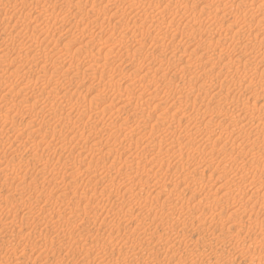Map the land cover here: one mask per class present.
Instances as JSON below:
<instances>
[{
	"label": "rangeland",
	"instance_id": "374dc122",
	"mask_svg": "<svg viewBox=\"0 0 264 264\" xmlns=\"http://www.w3.org/2000/svg\"><path fill=\"white\" fill-rule=\"evenodd\" d=\"M115 1L0 0V26L3 28L0 27V55L2 53L6 57L3 56L4 58L0 61V79L2 78L0 80V217L4 219L2 220L0 218V264H264V133H261L260 127L255 124L248 125L244 128L245 130L241 127L243 123H247V119L243 118L244 121H242L241 117H243V115L251 116V118L253 117L250 112L252 109L250 108L257 109L258 106L264 108V106H260L261 104L264 105V91L261 89L264 86V53H262V51H264V22L259 23V20L264 14L260 15L254 12L255 15H259V18L257 16L255 17L254 13V18L253 16L251 17V15L247 13L249 9L245 8H251L252 5H248V3L241 4L244 6L243 8V6H239L241 0H234L235 3L237 2V6L232 0H227L230 3L226 0H162V4L159 3V5H154L153 7L148 4V2H152V0H147L144 2L145 6H143L141 1V3L138 2L134 6L135 12L137 11L135 9H137L139 5L140 7L138 9L141 11L147 8V13L141 12L142 14H138H141L143 18L146 17L145 14H149L148 18H150L148 19L146 17L147 21L142 18L141 27H139V31H137L138 26L133 27L132 25L129 26V28H123V26H119V24L116 23L119 17L121 18L125 15V23H131L130 20L135 16V12L125 6L130 0ZM83 2L84 4H82ZM121 2L124 3L121 4ZM108 3L109 6H112L110 9L113 12L109 8L103 10ZM4 4H6V6ZM228 4H230L229 10H231V16H233L234 13L235 16L236 14L239 15L236 16V19H239L241 16L243 17L236 20L237 26H231V32L234 28H238L237 31L234 29L232 32L233 35L237 34V32L241 33L242 31V36L245 34L244 37H247L245 39L242 37V42L238 44L225 41L221 43L223 48L220 47L221 45L217 47L218 45L215 46L212 44V47H217L216 51H220L221 49L220 52L222 53L224 51L225 53L222 58L226 59L224 60L221 58L222 60L220 59V63H218V58H215L217 55L204 54L206 52L204 47L209 44V39L213 38L214 40L219 35L216 32L219 26V20L212 17L214 14L213 12H215V9L223 11L226 6H229ZM204 5L208 7L207 9H209V11L202 10ZM233 6H236V8L234 9ZM238 6L243 9H240ZM90 9L92 10L91 12ZM7 10L9 11L7 12ZM106 11L108 14H106ZM161 11L162 13H160ZM174 11L175 13L177 12V15ZM222 11H219L218 15H221ZM232 11L234 12L232 13ZM110 12L116 14L112 15ZM182 12L183 14H180ZM187 12L189 13L188 15ZM99 13L101 14L99 15ZM207 13L211 16H208ZM175 15L176 17L174 18L173 16ZM229 17L230 16L227 15V19L225 18L226 21L223 22L224 26L233 23L234 20H229L235 17ZM243 19H245V21ZM94 20H96L97 23ZM150 20H152L153 23H158L160 21L159 23H161L165 32H162L163 30L157 31ZM192 20H194L195 23ZM161 21L164 23L162 24ZM168 21L170 24H167L169 23ZM220 21H222V19H220ZM237 21L240 22L238 23ZM262 21H264V18ZM139 22L138 20L137 24H139ZM201 23H203L204 27ZM247 23H251V27H249L250 25ZM192 24L194 25L192 26ZM206 24H212L213 28H211L210 25L208 28ZM240 24L250 29L244 28L243 26L241 27ZM260 24L261 30L258 29ZM166 25H168V27L165 28ZM255 25H258V27ZM253 26H255L254 29H252ZM197 27L203 29H200L197 33ZM121 28L125 30H121ZM140 28L142 30H140ZM195 28L197 29L195 30ZM213 29L216 34L213 33ZM244 29L245 31L248 29V31L245 33ZM208 30H211L210 33ZM181 31L183 32L180 33ZM188 32L194 36V40L196 39L195 41H191L192 38L186 36L189 34ZM194 32L198 35H194ZM169 33L170 35H168ZM232 33H230L229 30L227 34L224 32L226 37L232 36ZM139 34L142 37L138 36ZM206 34L211 35L207 36ZM254 34H256V38ZM143 36L146 38L144 39ZM154 37L156 40L153 39ZM249 37L250 39L253 38L251 40L252 44H250L251 41L248 39ZM255 39H257V42ZM72 42L73 44H71ZM132 42H138L136 43L138 46ZM245 44L249 45L246 47V52L243 48ZM247 49L251 50L248 51ZM254 49L258 51L256 52ZM86 51L87 53L85 54ZM46 52L49 53V55H47ZM235 52L239 54L245 52L247 56H243L241 61H236L234 58H237L239 54ZM91 53L99 64L92 63L91 61V65L88 61H85L90 59ZM248 56L251 57L249 60L246 59ZM44 57L46 58L43 59ZM92 57L93 56H91V58ZM207 58L210 59L208 67L212 66V63L213 65H219L218 68H216L215 71L208 68L205 69L206 71L193 68V70L196 71L192 74L178 72L177 81L171 80L173 86L177 84L179 87H177L178 89L175 87V92L174 90H168L169 86H166L163 82L151 86L152 90H154L153 87L160 89H158L159 91L157 93H154L157 90L152 91L158 96L156 99H151L154 95L153 93H149L151 89L146 92L144 99H142V103L138 98L134 99L132 97V95L136 97L135 95L139 93L138 90L141 84H148L151 82L149 80H151L152 77L158 79L157 76L162 73V69L168 72L170 71L171 73L175 70L177 71L179 67H186L191 62L193 63L199 59L207 60ZM154 60L156 62H154ZM243 60H248V66H251L248 67V69L246 68L247 70H244L242 67L244 63ZM111 62L112 64H110ZM57 63H59V65ZM226 63H230L229 69H231V71L224 72L223 74L220 73L217 76L216 71L218 69L220 70V65ZM143 64L146 65L143 66ZM160 64L162 66H160ZM157 67L161 69V71ZM233 70H235V72L238 71V74ZM51 72L53 75L50 74ZM212 72H215V75L214 73L211 74ZM95 74L97 76H95ZM224 75L227 76L225 77ZM183 77L185 79H183ZM58 78L60 79L58 80ZM178 78L182 80L179 81ZM187 79L191 84L193 83L195 89L199 83H204V85L207 86L209 91L207 93L208 96L206 95L203 97L205 100L203 99L201 102L198 100L194 104L189 103V101L193 102V100L197 98V92L194 91L192 93L193 89L189 85L185 84V86L183 84V80L185 82ZM253 83L256 85L255 87ZM181 85L183 86L181 87ZM59 86L60 88H58ZM128 86H131L130 88L133 90L128 88ZM244 86H246L247 90ZM20 87L21 89L22 87H28L29 90L23 91L22 95L18 92ZM117 87L119 91H116ZM51 88H54L55 91L53 89L49 90ZM74 88L76 90H74ZM112 88H114L113 91ZM173 88L174 87H172V89ZM130 90L134 94L131 95V92L128 93ZM217 90H222V94L217 96L212 95L216 93ZM8 91L11 92L9 93ZM126 92L130 94L128 97H131L133 100L124 98L125 95H127ZM168 92L170 96L167 95ZM53 93L56 94L52 95ZM5 96L10 97L6 99ZM119 96L122 98H119ZM103 97L104 99H109L105 100L104 103ZM180 100L183 101L179 102ZM110 101L112 104H110ZM128 101L130 102L128 103ZM136 102L138 103L135 104ZM156 102H161V107ZM17 103L21 104V106H15ZM155 103L158 104V107L157 105L155 106ZM207 103L209 104L208 107L206 106L208 105ZM34 104H36V106ZM43 105H45L46 108ZM238 106H240V109ZM49 107H52L51 111ZM219 107L222 109L224 108V110ZM53 108L57 109L58 112H53V110H55ZM45 109L50 112L47 113L48 111ZM138 113L139 115H135ZM255 114H257V112H255ZM40 116L43 117L41 118ZM77 117L79 118L77 119ZM239 126L241 129H239ZM223 127H225L226 130ZM221 128H223V131H221ZM66 129H68V131ZM22 130L23 132H20ZM43 132L44 134H42ZM128 133L130 135H128ZM26 134L28 135L26 136ZM207 134L211 137L208 138L209 136H207ZM154 136H156V138ZM219 136L220 138H218ZM191 137H193V139ZM106 139L108 141H106ZM202 139H205V141L203 140V142ZM81 142H83L82 146ZM240 143L244 145L240 146ZM134 145L135 147L133 148ZM149 147H153V149ZM257 150H259V152ZM61 152L64 153L62 154ZM91 156H93V158ZM148 159L151 160L149 161ZM182 162L184 164H182ZM102 165L104 166L102 167ZM118 165L120 167H118ZM150 166L153 167L151 168ZM164 170L167 173H165ZM235 171L237 174H233L236 173ZM157 172L159 174H157ZM120 177L122 178L119 179ZM99 178L103 179L101 180ZM45 180H47V182H45ZM108 180H110V182ZM156 192L157 194L160 193L157 195ZM55 195L57 196L55 197ZM208 202H211V205ZM104 214H106V217ZM8 222H10L9 225ZM68 234H70L71 237Z\"/></svg>",
	"mask_w": 264,
	"mask_h": 264
},
{
	"label": "bare ground",
	"instance_id": "6f19581e",
	"mask_svg": "<svg viewBox=\"0 0 264 264\" xmlns=\"http://www.w3.org/2000/svg\"><path fill=\"white\" fill-rule=\"evenodd\" d=\"M26 1V0H25ZM79 1V0H78ZM82 1V0H81ZM112 1H115V0H112ZM121 1H124V0H121ZM142 2L143 3V6H145L144 5V2L145 1H147V0H130L129 2H128V4L126 3V8L128 7V8H130V9H132L133 11H134V6L136 5V3H138V2ZM151 1V0H150ZM161 1L162 0H152V2H148V4L151 6V7H153L154 5L155 6H157V5H159V3H161ZM164 1V0H163ZM198 1V0H197ZM227 1V0H226ZM233 2H234V0H232ZM231 1V2H232ZM240 1V0H239ZM22 2V1H21ZM29 2V1H28ZM86 2V1H85ZM108 2H109V0H108ZM115 2H117V1H115ZM140 2V3H141ZM171 2H173V1H171ZM196 2V1H195ZM227 2H229V1H227ZM5 3V2H4ZM8 3V2H7ZM33 3V2H32ZM75 3H76V1H75ZM79 3V2H78ZM89 3V2H88ZM124 3V2H123ZM122 2H121V4H123ZM163 3V2H162ZM161 3V4H162ZM178 3H180V2H178ZM187 3V2H186ZM226 3V2H225ZM230 3V2H229ZM235 3V2H234ZM237 3V2H236ZM235 3V5L237 6V4ZM239 3V2H238ZM244 3H248V5H252V7L250 8H245V9H249V11L247 12V13H249L250 15H251V17L253 16V13L255 12H257V13H259L260 15H263L264 14V0H241L240 1V5L239 6H243V5H241V4H244ZM12 4V3H11ZM26 4V3H25ZM49 4V3H48ZM72 4V3H71ZM82 4H84V2L82 3ZM93 4V3H92ZM100 4V3H99ZM113 4V3H112ZM147 4V5H148ZM166 4V3H165ZM181 4V3H180ZM2 5V4H1ZM5 6H6V4H4ZM65 5V4H64ZM79 5V4H78ZM117 5V4H116ZM214 5V4H213ZM212 5V6H213ZM226 5V4H225ZM229 6L227 7H225V9H223V11L222 10H216L215 9V12H213L212 14V17H214V18H217L218 20H219V26H218V29H217V33L219 34L218 35V37L216 38V39H214L213 40V38L212 39H209L208 41H209V44H207V46H205L204 48L206 49V52L204 53V52H202V53H204V54H206V53H208V55L210 54V55H217L215 58H218V63H220L219 61H220V59L223 57V55L225 54L224 53V51L221 53L220 51H221V49H220V51L218 50V51H216L217 50V47H219V45H221L220 47H222V44L221 43H224L225 41L227 42V41H229L228 43H230V42H234V43H236V44H238V43H241L242 41H241V39H242V37H244V35L242 36V34L241 33H243L241 30V33L240 32H237V34H234L233 35V31H234V29H236L235 31H237V29L238 28H234L233 29V31L231 32V26H234V25H236V20H239V19H241V18H243L242 16L239 18V19H236V16H239V15H237L236 14V16L234 15V11H232V13H233V16H231L230 14H231V10H229V7H230V4H228ZM247 5V6H248ZM27 6V5H26ZM50 6V5H49ZM52 6V5H51ZM73 6V5H72ZM109 3H108V5H106L104 8H103V10L105 9L106 10V8H109L110 9V7H112V6H109ZM118 6V5H117ZM122 6V5H121ZM180 6V5H179ZM223 6H224V3H223ZM232 6V5H231ZM236 6L234 7V9L236 8ZM238 6V7H239ZM67 7V6H66ZM68 7H70V6H68ZM91 7V6H90ZM94 7V6H93ZM97 7V6H96ZM113 7H114V4H113ZM139 7H140V5H139ZM139 7H137V9H135V10H137L136 12H135V16L131 19V18H128V19H131L130 20V24L129 23H125V17H126V15L124 16V17H119V19H117V21H116V23H118L119 24V26H123V28H129V26H132L133 25V27H137L138 26V29H137V31H139V27H141V22L143 21L142 20V18H143V16L141 15L142 13H147V8L146 9H144V10H139L138 8ZM142 7V6H141ZM183 7V6H182ZM188 7V6H187ZM214 7V6H213ZM241 7H239L240 9H243L244 8V6H243V8H241ZM60 8V7H59ZM63 8V7H62ZM75 8V7H74ZM79 8V7H78ZM156 8V7H155ZM163 8V7H162ZM208 7H206L205 5L203 6V9L202 10H207V11H209V9H207ZM218 8V7H217ZM221 8V7H220ZM9 9V8H8ZM98 9V8H97ZM102 9V8H101ZM100 9V10H101ZM113 9V8H112ZM129 9V10H130ZM185 9H187V8H185ZM232 9V8H231ZM6 10V9H5ZM26 10V9H25ZM55 10V9H54ZM63 10V9H62ZM111 10V9H110ZM114 10V9H113ZM151 10V9H150ZM156 10V9H155ZM162 10V9H161ZM192 10V9H191ZM194 10V9H193ZM213 10V9H212ZM239 10V9H238ZM9 10H7V12H8ZM35 11V10H34ZM38 11V10H37ZM41 11V10H40ZM44 11V10H43ZM42 11V12H43ZM53 11V10H52ZM70 11V10H69ZM88 11V10H87ZM92 10L90 9V12H91ZM107 11H108V9H107ZM106 11V12H107ZM112 11V10H111ZM122 11V10H121ZM167 11V10H166ZM219 11H222V14L220 15H218V12ZM241 11V10H240ZM243 11V10H242ZM6 12V13H7ZM28 12V11H27ZM49 12H50V10H49ZM74 12V11H73ZM86 12V11H85ZM89 12V13H90ZM113 12V11H112ZM132 12V11H131ZM142 12V13H141ZM149 12V11H148ZM159 12V11H158ZM172 12V11H171ZM189 12V11H188ZM187 12V15L189 14ZM191 12V11H190ZM193 12V11H192ZM239 12V11H238ZM244 12V11H243ZM12 13V12H11ZM40 13V12H39ZM38 13V14H39ZM53 13H54V11H53ZM69 13V12H68ZM104 13V12H103ZM111 13V12H110ZM119 13H121V12H119ZM138 13H141V14H138ZM160 13H162V11L160 12ZM174 13H175V11H174ZM174 13H171V14H174ZM221 13V12H220ZM236 13V12H235ZM240 13V12H239ZM255 13H254V15H255ZM8 14H10V13H8ZM65 14H67V13H65ZM70 14V13H69ZM78 14V13H77ZM101 13H99V15H100ZM106 14H108V12L106 13ZM112 14V13H111ZM110 14V15H111ZM114 14H116V13H114ZM114 14H112V15H114ZM126 14H128V13H126ZM167 14V13H166ZM176 15H177V12L175 13ZM180 14H183V12L182 13H180ZM185 14V13H184ZM209 13H207V15H208ZM109 15V16H110ZM111 15V16H112ZM117 15H118V13H117ZM116 15V16H117ZM120 15V14H119ZM134 15V14H133ZM144 15V14H143ZM149 15V14H148ZM148 15L147 14H145V16L148 18ZM164 15V14H163ZM176 15L175 16H173L174 18L176 17ZM186 15V14H185ZM192 15H193V13H192ZM227 15H229L230 17L229 18H233V17H235V18H233V19H231V20H229V21H232V20H234L233 21V23H229V24H227L226 26H224V23L223 22H225L226 21V17H227ZM55 16V15H54ZM96 16V15H95ZM98 16V15H97ZM102 16V15H101ZM150 16H152V15H150ZM149 16V17H150ZM183 16V15H182ZM208 16H211V15H208ZM257 15H255V17H256ZM259 16V15H258ZM257 16V17H258ZM105 17V16H104ZM115 17V16H114ZM113 17V18H114ZM146 17H144L143 19L144 20H146L147 21V19H146ZM153 17V16H152ZM161 17V16H160ZM160 17H158V18H160ZM164 17V16H163ZM168 17V16H167ZM171 17V16H170ZM247 17V16H246ZM245 17V18H246ZM9 18V17H8ZM17 18V17H16ZM51 18V17H50ZM53 18V17H52ZM214 18H212V19H214ZM222 19V21H220V19ZM226 18V19H225ZM238 18V17H237ZM247 18H249V17H247ZM253 18H254V16H253ZM259 18V17H258ZM263 18H264V16H262L261 17V19L259 20V23H261V22H264V21H262L263 20ZM64 19V18H63ZM82 19V18H81ZM80 19V20H81ZM105 19V18H104ZM148 19H150V18H148ZM167 19V18H166ZM251 19V18H250ZM9 20V19H8ZM29 20V19H28ZM34 20V19H33ZM54 20V19H53ZM138 20L140 21L139 22V24H137L138 23ZM142 20V21H141ZM155 20V19H154ZM165 20V19H164ZM164 20H162V21H164ZM170 20V19H169ZM244 21H245V19H243ZM249 20V19H248ZM6 21V20H5ZM19 21V20H18ZM64 21V20H63ZM95 22H96V20H94ZM99 21V20H98ZM157 21H158V19H157ZM161 21V22H162ZM173 21V20H172ZM182 21V20H181ZM193 22H194V20H192ZM196 21H198V20H196ZM228 21V20H227ZM228 21V22H229ZM247 21V20H246ZM25 22V21H24ZM35 22V21H34ZM150 22H152L151 24L156 28V30L157 31H162L163 30V27L161 26V23H153V21L152 20H150ZM156 22V21H155ZM169 22V21H168ZM199 22V21H198ZM238 23L240 22V21H237ZM243 22V21H242ZM241 22V23H242ZM6 23V22H5ZM14 23H15V21H14ZM17 23V22H16ZM37 23V22H36ZM65 23V22H64ZM97 23V22H96ZM164 22H162V24H163ZM195 23V22H194ZM207 23H209V22H207ZM210 23H212V22H210ZM252 23V22H251ZM250 23V24H251ZM256 23V22H255ZM150 24V25H151ZM166 24V23H165ZM167 24H170V22L169 23H167ZM173 24V23H172ZM171 24V26H173ZM180 24V23H179ZM190 24V23H189ZM197 24V23H196ZM244 24V23H243ZM248 24V23H247ZM250 24H248V25H250ZM23 25V24H22ZM39 25V24H38ZM77 25H79V24H77ZM105 25V24H104ZM110 25V24H109ZM108 25V26H109ZM194 24H192V26H193ZM201 25L203 26V23H201ZM210 25V27L211 28H213V25L212 24H209ZM209 25H207L206 24V26L209 28ZM241 25V24H240ZM252 25V24H251ZM251 25L249 26V27H251ZM263 25H264V23H263ZM76 26V25H75ZM87 26V25H86ZM170 26V27H171ZM190 26H191V24H190ZM199 26V25H198ZM237 26V25H236ZM243 25H241V27H242ZM247 26V25H246ZM256 27H258V25H255ZM255 26H253V28L252 29H254V27ZM1 27V26H0ZM22 27V26H21ZM34 27V26H33ZM85 27V26H84ZM150 27V26H149ZM166 27H168V25H166L165 26V28ZM183 27H185V26H183ZM188 27V26H187ZM195 27V26H194ZM204 27V26H203ZM240 27V26H239ZM240 27V28H241ZM244 28H249V27H245V26H243ZM260 27H261V24H260V26L258 27V29H260ZM2 28V27H1ZM32 28V27H31ZM70 28V27H69ZM79 28V27H78ZM87 28V27H86ZM119 28V27H118ZM123 28H121V30L123 29ZM142 28H144V27H142ZM164 28V29H165ZM173 28H174V26H173ZM198 28V27H197ZM197 28H195V30L197 29ZM3 29V28H2ZM23 29V28H22ZM38 29V28H37ZM43 29H45V28H43ZM75 29V28H74ZM81 29V28H80ZM90 29V28H89ZM145 29V28H144ZM178 29V28H177ZM181 29V28H180ZM201 30L203 29V28H200ZM199 28L196 30L197 31V33L199 32V30H200ZM207 29V28H206ZM250 29V28H249ZM257 29V30H258ZM10 30V29H9ZM30 30V29H29ZM120 30V31H121ZM123 30H125V29H123ZM140 30H142L141 28H140ZM186 30V29H185ZM187 30H190V29H187ZM228 30L230 31V33H232V36H229V37H226L225 36V34H224V32L227 34L228 33ZM243 30V29H242ZM261 30V29H260ZM17 31V30H16ZM26 31V30H25ZM81 31V30H80ZM86 31V30H85ZM129 31V30H128ZM156 31V32H157ZM178 31V30H177ZM207 31V30H206ZM211 31V30H210ZM210 31L208 30V32L210 33ZM213 31V33L215 32L214 31V29L212 30ZM246 31H248V29L246 30ZM246 31H245V29H244V32L246 33ZM38 32V31H37ZM131 32V31H130ZM162 32H165L164 30L162 31ZM183 31H181L180 33H182ZM185 32V31H184ZM187 32V31H186ZM207 32V33H208ZM258 32V31H257ZM17 33V32H16ZM15 33V34H16ZM44 33V32H43ZM132 33V32H131ZM149 33V32H148ZM171 33V32H170ZM170 33L168 34V35H170ZM189 33V32H188ZM193 33V32H192ZM196 32H194V35L195 34H197ZM11 34V33H10ZM47 34V33H46ZM82 34V33H81ZM87 34V33H86ZM90 34V33H89ZM118 34V33H117ZM157 34H159V33H157ZM161 34V33H160ZM202 34V33H201ZM205 34V33H204ZM212 34V33H211ZM211 34H206L207 36H210ZM214 34H216V33H214ZM214 34H213V36H214ZM239 34V35H238ZM66 35V34H65ZM105 35V34H104ZM132 35V34H131ZM136 35V34H135ZM144 35V34H143ZM147 35V34H146ZM178 35V34H177ZM198 35V34H197ZM200 35V34H199ZM255 36V38H256V34H254ZM258 35V34H257ZM34 36V35H33ZM90 36H91V34H90ZM94 36H95V34H94ZM138 36H140V34L138 35ZM154 36H155V34H154ZM171 36H173V35H171ZM186 36H189V37H191L192 39H191V41H195L194 40V36L191 34V33H189V34H187ZM212 36V37H213ZM249 36V35H248ZM37 37V36H36ZM43 37V36H42ZM86 37V36H85ZM89 37V36H88ZM136 37V36H135ZM140 37H142V36H140ZM150 37V36H149ZM153 37V36H152ZM156 37V36H155ZM153 38L154 40H156V38ZM197 37V36H196ZM247 37V36H246ZM246 37H244V39L246 38ZM262 37V36H261ZM10 38V37H9ZM127 38V37H126ZM143 38L145 39L146 37L145 36H143ZM158 38V37H157ZM163 38V37H162ZM202 38V37H201ZM209 38H211V37H209ZM6 39V38H5ZM37 39V38H36ZM101 39V38H100ZM116 39V38H115ZM143 39V40H144ZM148 39V38H147ZM198 39H200V38H198ZM248 39H250V37L248 38ZM253 39V38H252ZM252 39H250V41L252 40ZM82 40V39H81ZM97 40H98V38H97ZM117 40V39H116ZM121 40V39H120ZM159 40V39H158ZM162 40V39H161ZM178 40V39H177ZM189 40V39H188ZM200 40H202V39H200ZM256 40V42H257V39H255ZM5 41H7V40H5ZM9 41V40H8ZM72 41V40H71ZM79 41V40H78ZM108 41V40H107ZM131 41V40H130ZM140 41V40H139ZM187 41V40H186ZM190 41V42H191ZM248 41V40H247ZM66 42V41H65ZM96 42V41H95ZM102 42V41H101ZM124 42V41H123ZM129 42V41H128ZM128 42H127V44H128ZM189 42V41H188ZM255 42V41H254ZM259 42V41H258ZM29 43V42H28ZM36 43V42H35ZM40 43V42H39ZM64 43V42H63ZM114 43V42H113ZM131 43V42H130ZM132 43H134V42H132ZM136 43H138V42H135L134 44H136ZM147 43V42H146ZM155 43V42H154ZM162 43V42H161ZM249 43V42H248ZM17 44V43H16ZM19 44V43H18ZM25 44V43H24ZM71 44H73V42L71 43ZM93 44V43H92ZM134 44H132V45H134ZM172 44V43H171ZM212 44H214L215 46H217V47H212L213 45ZM250 44H252V41H251V43ZM258 44V43H257ZM262 44V43H261ZM21 45V44H20ZM99 45V44H98ZM118 45V44H117ZM137 45V44H136ZM147 45V44H146ZM191 45V44H190ZM247 45L248 44H245V45H243V48L245 49L244 51L246 52V47H247ZM254 45H255V43H254ZM260 45V44H259ZM27 46V45H26ZM62 46V45H61ZM126 46V45H125ZM138 46V45H137ZM172 46H174V45H172ZM181 46V45H180ZM226 46H228V45H226ZM225 46V47H226ZM240 46V45H239ZM242 46V45H241ZM249 46V45H248ZM262 46H263V44H262ZM8 47V46H7ZM18 47V46H17ZM102 47V46H101ZM105 47V46H104ZM103 47V48H104ZM109 47V46H108ZM128 47H129V45H128ZM148 47V46H147ZM150 47V46H149ZM176 47V46H175ZM203 47V46H202ZM201 47V48H202ZM257 47V46H256ZM255 47V48H256ZM260 47V46H259ZM22 48V47H21ZM34 48V47H33ZM60 48V47H59ZM79 48H80V46H79ZM87 48V47H86ZM92 48V47H91ZM118 48V47H117ZM125 48H127V47H125ZM132 48V47H131ZM153 48V47H152ZM193 48V47H192ZM223 48V47H222ZM254 48V47H253ZM252 48V49H253ZM24 49V48H23ZM39 49V48H38ZM56 49V48H55ZM128 49V48H127ZM186 49V48H185ZM195 49V48H194ZM198 49H199V47H198ZM233 49V48H232ZM264 49V48H263ZM5 50V49H4ZM45 50V49H44ZM49 50V49H48ZM68 50V49H67ZM99 50V49H98ZM97 50V51H98ZM135 50V49H134ZM192 50V49H191ZM202 50V49H201ZM243 50V49H242ZM248 50V49H247ZM251 50V49H250ZM250 50H248V51H250ZM255 50V49H254ZM262 50V49H261ZM2 51V50H1ZM12 51V50H11ZM46 51V50H45ZM50 51V50H49ZM64 51V50H63ZM101 51V50H100ZM107 51V50H106ZM105 51V52H106ZM141 51V50H140ZM236 51V50H235ZM256 51V50H255ZM258 51V50H257ZM256 51V52H257ZM37 52V51H36ZM48 52V51H47ZM46 52V53H47ZM54 52V51H53ZM82 52V51H81ZM84 52V51H83ZM122 52V51H121ZM128 52V51H127ZM132 52H134V51H132ZM139 52V51H138ZM176 52V51H175ZM174 52V53H175ZM186 52V51H185ZM195 52V51H194ZM193 52V53H194ZM234 52V51H233ZM239 52V51H238ZM236 53V54H239V53ZM245 52H243L242 54H239V55H237V58H234L236 61H241L243 58V56H247V53L245 54ZM255 52V53H256ZM260 52V51H259ZM27 53V52H26ZM39 53V52H38ZM40 53H43V52H40ZM67 53H70V52H67ZM87 53V51L85 52V54ZM93 53V52H92ZM91 53V56H93L92 58H91V56L89 57L90 59H88V60H85V61H88V63L89 64H91L92 65V63L94 62V63H97V64H99V62H97V60L96 59H94L95 57H94V55ZM112 53V52H111ZM129 53V52H128ZM136 53V52H135ZM134 53V54H135ZM155 53V52H154ZM234 53V54H235ZM262 53H264V51H262ZM95 54H96V52H95ZM106 54V53H105ZM104 54V55H105ZM133 54V53H132ZM249 54V53H248ZM252 54V53H251ZM259 54V53H258ZM47 55H49V53H47ZM68 55V54H67ZM73 55V54H72ZM80 55V54H79ZM122 55H124V54H122ZM162 55H164V54H162ZM184 55V54H183ZM227 55V54H226ZM250 55V54H249ZM254 55V54H253ZM257 55V54H256ZM260 55V54H259ZM262 55V54H261ZM4 55L1 53V55H0V61H1V59L2 58H4L3 57ZM16 56V55H15ZM55 56V55H54ZM76 56V55H75ZM109 56V55H108ZM140 56H141V54H140ZM156 56V55H155ZM200 56H202V55H200ZM199 56V57H200ZM8 57V56H7ZM40 57H41V55H40ZM64 57V56H63ZM72 57H74V56H72ZM77 57H80V56H77ZM82 57H83V55H82ZM88 57V56H87ZM86 57V58H87ZM100 57V56H99ZM106 57V56H105ZM124 57V56H123ZM139 57V56H138ZM142 57V56H141ZM144 57V56H143ZM160 57V56H159ZM179 57V56H178ZM177 57V58H178ZM203 57H206V56H203ZM210 57H212V56H210ZM6 58V57H5ZM12 58V57H11ZM46 57H44L43 59H45ZM67 58V57H66ZM162 58H164V57H162ZM166 58V57H165ZM181 58V57H180ZM251 57L250 56H248V58H246V59H250ZM255 58V57H254ZM28 59H31V58H28ZM38 59V58H37ZM54 59V58H53ZM84 59V58H83ZM82 59V60H83ZM159 59V58H158ZM168 59V58H167ZM167 59H165V60H167ZM213 59V58H212ZM222 59H224V58H222ZM221 59V60H222ZM226 59V58H225ZM224 59V60H225ZM259 59V58H258ZM32 60H34V59H32ZM41 60V59H40ZM60 60V59H59ZM71 60V59H70ZM75 60H77V59H75ZM101 60V59H100ZM127 60V59H126ZM140 60V59H139ZM144 60V59H143ZM151 60V59H150ZM232 60V59H231ZM248 60H243L244 61V63H243V65H242V67H243V69L245 70L246 68L248 69V67H251V66H248ZM255 60V59H254ZM45 61V60H44ZM79 61H81V60H79ZM78 61V62H79ZM92 61V63H90ZM106 61V60H105ZM253 61V60H252ZM251 61V62H252ZM71 63H72V60L70 61ZM77 62V63H78ZM102 62V61H101ZM133 62H135V61H133ZM154 62H156L155 60H154ZM184 62V61H183ZM188 62V61H187ZM222 62V61H221ZM260 62V61H259ZM8 63V62H7ZM34 63H36V62H34ZM71 63H69V64H71ZM104 63V62H103ZM114 63V62H113ZM152 63V62H151ZM169 63V62H168ZM192 63V62H191ZM189 64L188 66H186V67H182V68H178L177 69V71L175 70L174 72H171L170 73V71L168 72V71H165L164 69H162L163 71H162V73L161 74H158L159 76H157V78L158 79H155V78H153L152 77V79L151 80H149V81H151V82H149L148 84L146 83V85H142L141 84V87H139V93H137V95H135L136 97H134V95H132V94H134L131 90H133V89H131L129 86H128V88H130L131 90L128 92V93H130L131 95H132V97L134 98V99H136V98H138L139 99V101H141V103H142V99H144V97H145V95H146V92H148L150 89H151V86H153V85H155V84H160V83H163L164 82V84H166V86H169L168 88V90H174V92H175V87L177 88L178 87V85L176 84V85H174L173 86V83L171 82V80H174V81H177V73L178 72H183V73H188V74H192L194 71H196V70H193V68H195V69H197V70H200V71H202V70H204V71H206L205 69H212V71H215V69L216 68H218V66L217 65H213L212 63H211V65L212 66H210V67H208L209 66V63H210V59L209 58H207V60L206 59H204V60H196V61H194L192 64ZM234 63V62H233ZM240 63H242V62H240ZM253 63V62H252ZM257 63V62H256ZM58 65H59V63H57ZM66 64V63H65ZM107 64V63H106ZM110 64H112V62L110 63ZM127 64V63H126ZM147 64V63H146ZM146 64H143V66H145ZM155 64V63H154ZM175 64V63H174ZM223 64V63H222ZM64 65V64H63ZM78 65V64H77ZM80 65V64H79ZM117 65V64H116ZM159 65V64H158ZM30 66V65H29ZM90 66V65H89ZM98 66V65H97ZM96 66V67H97ZM102 66V65H101ZM121 66H122V63H121ZM160 66H162L161 64H160ZM221 67H220V70L218 69L217 71H216V74H217V76H218V74H220V73H224V72H228V71H231V69H229V67H230V63H226V64H224V65H220ZM237 66V65H236ZM256 66V65H255ZM70 67V66H69ZM103 67V66H102ZM116 67V66H115ZM142 67V66H141ZM148 67V66H147ZM165 67V66H164ZM233 67V66H232ZM231 67V68H232ZM93 68V67H92ZM114 68V67H113ZM128 68V67H127ZM126 68V69H127ZM158 68V67H157ZM160 68H162V67H160ZM177 68V67H176ZM237 68H239V67H237ZM236 68V69H237ZM255 68V67H254ZM5 69V68H4ZM125 69V70H126ZM159 69V68H158ZM229 69V70H228ZM246 69V70H247ZM251 69V68H250ZM263 69V68H262ZM70 70V69H69ZM80 70V69H79ZM95 70V69H94ZM105 70V69H104ZM108 70V69H107ZM110 70V69H109ZM124 70V69H123ZM133 70V69H132ZM136 70H138V69H136ZM155 70H157V69H155ZM160 71H161V69H159ZM85 71V70H84ZM127 71V70H126ZM139 71V70H138ZM138 71H136V72H138ZM173 71V70H172ZM211 71V70H210ZM234 72H235V70H233ZM254 71V70H253ZM252 71V72H253ZM257 71V70H256ZM71 72V71H70ZM82 72V71H81ZM106 72H108V71H106ZM133 72H134V70H133ZM141 72V71H140ZM155 72V71H154ZM238 71H236L235 73L236 74H238L237 73ZM260 72V71H259ZM42 73V72H41ZM54 73V72H53ZM90 73V72H89ZM89 73H86V74H89ZM92 73V72H91ZM97 73H98V71H97ZM113 73V72H112ZM124 73V72H123ZM155 73H157V72H155ZM159 73V72H158ZM206 73V72H205ZM208 73V72H207ZM214 73V75H215V72H212L211 74H213ZM255 73V72H254ZM50 74H52V72L50 73ZM75 74H76V72H75ZM78 74V73H77ZM107 74V73H106ZM117 74V73H116ZM229 74H231V73H229ZM232 74H233V72H232ZM1 75V74H0ZM4 75V74H3ZM8 75V74H7ZM7 75H5V76H7ZM53 75V74H52ZM51 75V76H52ZM72 75H74V74H72ZM152 75V74H151ZM154 75H156V74H154ZM182 75V74H181ZM180 75V76H181ZM186 75V74H185ZM4 76V77H5ZM39 76V75H38ZM56 76V75H55ZM93 76V75H92ZM95 76H97L96 74H95ZM99 76V75H98ZM116 76V75H115ZM135 76V75H134ZM191 76V75H190ZM225 76V75H224ZM227 76V75H226ZM225 76V77H226ZM239 76V75H238ZM243 76H244V74H243ZM53 77V76H52ZM145 77V76H144ZM179 77V76H178ZM208 77V76H207ZM206 77V78H207ZM215 77V76H214ZM256 77V76H255ZM54 78V77H53ZM64 78V77H63ZM100 78H102V77H100ZM129 78V77H128ZM230 78V77H229ZM2 79V78H1ZM0 79V80H1ZM60 78H58V80H59ZM86 79V78H85ZM96 79V78H95ZM99 79V78H98ZM150 79V78H149ZM170 79V80H169ZM179 79V81H181L182 79H180V78H178ZM183 79H185L184 77H183ZM194 79H196V78H194ZM201 79V78H200ZM202 79H204V78H202ZM211 79V78H210ZM257 79H259V78H257ZM42 80H45V79H42ZM118 80V79H117ZM127 80V79H126ZM147 80V79H146ZM225 80V79H224ZM54 81V80H53ZM98 81H100V80H98ZM220 81V80H219ZM235 81V80H234ZM243 81V80H242ZM2 82V81H1ZM43 82H46V81H43ZM50 82H52V81H50ZM56 82V81H55ZM102 82V81H101ZM118 82H120V81H118ZM159 82V83H158ZM211 82H213V81H211ZM264 82V81H263ZM202 83V82H201ZM206 83V82H205ZM215 83H217V82H215ZM257 83V82H256ZM47 84H49V83H47ZM112 84V83H111ZM180 84V83H179ZM183 84L185 85V84H187V85H189L193 90H192V93L194 92V91H196L197 92V94H196V99L195 100H193V102H190L189 101V103H195V102H197L198 100H199V102H201L204 98L203 97H205L206 95H207V93H208V91H209V89L207 88V86H205L204 85V83L203 84H200L199 83V85L197 86V88L195 89V86L193 85V83L191 84L189 81H188V79L184 82V80H183ZM250 84H251V82H250ZM250 84H249V86H250ZM254 84V83H253ZM263 84V83H262ZM261 84V85H262ZM36 85V84H35ZM44 85V84H43ZM77 85V84H76ZM81 85H82V83H81ZM96 85H97V82H96ZM95 85V86H96ZM114 85V84H113ZM207 85V84H206ZM212 85V84H211ZM232 85V84H231ZM11 86V85H10ZM45 86V85H44ZM71 86H73V85H71ZM133 86V85H132ZM183 85H181V87H182ZM186 86V85H185ZM254 87L256 86L255 84L253 85ZM4 87H6V86H4ZM35 87V86H34ZM55 87V86H54ZM70 87V86H69ZM91 87H92V85H91ZM114 87V86H113ZM159 87V86H158ZM172 87H174L173 89H172ZM245 88H246V86H244ZM41 88H43V87H41ZM58 88H60V86L58 87ZM94 88V87H93ZM124 88V87H123ZM134 88V87H133ZM154 88V90H152L151 89V92H149V93H153L152 91H155V90H157L156 92H154V93H157L159 90L158 89H156V87H153ZM179 88V87H178ZM177 88V89H178ZM234 88H236V87H234ZM29 90V88L27 87V88H25V87H22V89H21V87H20V89L18 90V92H20L22 95H23V91L25 92V90ZM35 89V88H34ZM46 89V88H45ZM54 90V88H51V89H49V90ZM55 89H57V88H55ZM91 89V88H90ZM113 89L114 88H112V91H113ZM220 89V88H219ZM218 89V90H219ZM241 89V88H240ZM251 89V88H250ZM249 89V90H250ZM263 91H264V86L261 88ZM41 90V89H40ZM72 90V89H71ZM74 90H76L75 88H74ZM80 90V89H79ZM102 90V89H101ZM109 90V89H108ZM107 90V91H108ZM167 90V89H166ZM217 90V92L216 93H214V94H212V95H215V96H217V95H220V94H222V90H220V91H218ZM246 90H247V88H246ZM253 90V89H252ZM255 90H257V89H255ZM33 91H35V90H33ZM55 91V90H54ZM54 91H50V92H54ZM86 91V90H85ZM115 91V90H114ZM116 91H119V89H118V87H117V89H116ZM125 91V90H124ZM9 93L11 92V91H8ZM37 92V91H36ZM57 92V91H56ZM61 92V91H60ZM60 92H58V93H60ZM64 92H67V91H64ZM63 92V93H64ZM95 92V91H94ZM106 92V91H105ZM127 92H126V94H127ZM170 92V91H169ZM169 92L167 93V95L169 94ZM190 92H191V90H190ZM235 92H237V91H235ZM239 92V91H238ZM250 92V91H249ZM19 93V94H20ZM31 93H34V92H31ZM85 93V92H84ZM112 93V92H111ZM124 93V92H123ZM153 93V94H154ZM165 93V92H164ZM171 93V92H170ZM191 93V94H192ZM224 93H226V92H224ZM243 93V92H242ZM241 93V94H242ZM254 93H255V91H254ZM13 94V93H12ZM27 94V93H26ZM29 94V93H28ZM35 94V93H34ZM50 94V93H49ZM54 94H56V93H53L52 95H54ZM66 94V93H65ZM69 94V93H68ZM78 94V93H77ZM76 94V95H77ZM97 94H99V93H97ZM109 94V93H108ZM130 94H127V95H125V97L124 98H126L127 100L130 98V99H132L131 97H128ZM148 94V93H147ZM230 94V93H229ZM236 94V93H235ZM2 95V94H1ZM8 95V94H7ZM10 95V94H9ZM37 95V94H36ZM40 95V94H39ZM42 95V94H41ZM64 95V94H63ZM63 95H61V96H63ZM103 95V94H102ZM104 95H105V93H104ZM160 95V94H159ZM162 95H164V94H162ZM174 95V94H173ZM172 95V96H173ZM186 95V94H185ZM189 95V94H188ZM224 95V94H223ZM253 95V94H252ZM25 96V95H24ZM23 96V97H24ZM35 96V95H34ZM60 96V97H61ZM68 96V95H67ZM99 96V95H98ZM118 96V95H117ZM168 96H170V95H168ZM208 96V95H207ZM222 96V95H221ZM238 96V95H237ZM260 96H261V94H260ZM6 97V96H5ZM10 96H7L6 97V99H8ZM18 97V96H17ZM37 97H39V96H37ZM36 97V98H37ZM41 97V96H40ZM59 97V96H58ZM64 97H65V95H64ZM78 97V96H77ZM102 97V96H101ZM107 97V96H106ZM121 96H119V98H120ZM151 97V96H150ZM149 97V98H150ZM156 97H158L156 94H154L152 97H151V99L153 100V98H155L156 99ZM159 97H161V96H159ZM184 97V96H183ZM47 98V97H46ZM49 98V97H48ZM51 98V97H50ZM68 98V97H67ZM98 98V97H97ZM111 98V97H110ZM122 98V97H121ZM195 98V97H194ZM212 98H214V97H212ZM211 98V99H212ZM216 98V97H215ZM218 98V97H217ZM237 98V97H236ZM239 98V97H238ZM256 98V97H255ZM99 99H101V98H99ZM109 99V98H108ZM107 98H105L104 99V97H103V100H104V103H105V100H108ZM125 99V100H126ZM129 99V100H130ZM154 99V100H155ZM162 99V98H161ZM26 100V99H25ZM67 100V99H66ZM68 100H69V98H68ZM72 100V99H71ZM114 100V99H113ZM120 100H122V99H120ZM124 100V101H125ZM133 100V99H132ZM148 100H150V99H148ZM183 100H184V98H183ZM183 100H180L179 102H181V101H183ZM205 100V99H204ZM218 100H220V99H218ZM222 100V99H221ZM229 100V99H228ZM238 100H240V99H238ZM242 100H245V99H242ZM14 101V100H13ZM20 101H22V100H20ZM47 101V100H46ZM49 101V100H48ZM85 101V100H84ZM89 101H90V99H89ZM119 101V100H118ZM138 101V100H137ZM147 101V100H146ZM237 101V100H236ZM235 101V102H236ZM247 101V100H246ZM6 102V101H5ZM88 102V101H87ZM111 102V101H110ZM114 102V101H113ZM130 101H128V103H129ZM150 102V101H149ZM162 102V101H161ZM160 102V103H161ZM186 102V101H185ZM207 102V101H206ZM218 102V101H217ZM242 102V101H241ZM245 102V101H244ZM244 102H243V104H244ZM3 103V102H2ZM9 103V102H8ZM28 103V102H27ZM46 103V102H45ZM48 103V102H47ZM55 103V102H54ZM65 103H68V102H65ZM70 103H72V102H70ZM82 103V102H81ZM115 103V102H114ZM138 102H136L135 104H137ZM148 103V102H147ZM156 103H158V102H156ZM155 103V106L157 105V107H158V104H159V106L160 105H162V104H160V103H158V104H156ZM163 103V102H162ZM166 103V102H165ZM178 103V102H177ZM262 103V102H261ZM16 104V103H15ZM87 104V103H86ZM103 104V103H102ZM109 104V103H108ZM110 104H112V102L110 103ZM127 104V103H126ZM140 104V103H139ZM150 104V103H149ZM203 104V103H202ZM208 104V103H207ZM239 104V103H238ZM35 106H36V104H34ZM71 105H73V104H71ZM141 105V104H140ZM170 105V104H169ZM178 105V104H177ZM190 105V104H189ZM188 105V106H189ZM222 105V104H221ZM241 105V104H240ZM245 105V104H244ZM254 105V104H253ZM12 106V105H11ZM10 106V107H11ZM14 106V105H13ZM15 106H18V107H20L21 106V104H18L17 103V105H15ZM28 106V105H27ZM32 106V105H31ZM43 106H45V105H43ZM49 106V105H48ZM51 106H53V105H51ZM67 106V105H66ZM70 106V105H69ZM122 106V105H121ZM149 106V105H148ZM164 106V105H163ZM172 106V105H171ZM171 106H169V107H171ZM207 107L209 106V104L208 105H206ZM213 106H214V104H213ZM224 106V105H223ZM246 106H247V104H246ZM260 106H264V105H260ZM61 107V106H60ZM65 107V106H64ZM71 107V106H70ZM89 107V106H88ZM103 107V106H102ZM101 107V108H102ZM124 107V106H123ZM153 107V106H152ZM161 107V106H160ZM165 107V106H164ZM193 107V106H192ZM202 107V106H201ZM212 107V106H211ZM235 107H237V106H235ZM240 106H238V108H239ZM242 107H243V105H242ZM248 108H249V106H247ZM250 107H252V106H250ZM5 108V107H4ZM16 108V107H15ZM45 108H46V106H45ZM50 109V111H51V108L52 107H49ZM56 108V107H55ZM55 108H53V109H55ZM149 108V107H148ZM166 108H167V106H166ZM219 108H221V107H219ZM48 109V108H47ZM138 109V108H137ZM155 109V108H154ZM157 109V108H156ZM159 109V108H158ZM222 109V108H221ZM240 109V108H239ZM238 109V110H239ZM246 109V108H245ZM245 109H244V111H245ZM250 109H252V111H250L251 112V114L253 115V117L251 118V116H247V115H243V117H241V119H242V121H244L243 120V118L244 119H247V123L245 124V123H240V124H242L241 125V127L244 129V128H246L248 125H253V124H255V125H257L258 127H260V132L261 133H264V108L263 107H259L258 106V108L257 109H253V108H250ZM250 109H248V110H250ZM30 110H31V107H30ZM35 110V109H34ZM46 110V109H45ZM49 110H46V111H48L47 113H49L50 111ZM60 110V109H59ZM110 110H112V109H110ZM121 110V109H120ZM133 110V109H132ZM146 110V109H145ZM151 110V109H150ZM208 110V109H207ZM216 110V109H215ZM222 110H224V108L222 109ZM226 110V109H225ZM241 110H242V108H241ZM247 110V109H246ZM28 111V110H27ZM55 111H57L58 112V110L57 109H55V110H53V112H55ZM98 111V110H97ZM109 111V110H108ZM140 111V110H139ZM158 111V110H157ZM170 111V110H169ZM178 111V110H177ZM199 111V110H198ZM220 111V110H219ZM228 111H230V110H228ZM16 112V111H15ZM23 112H25V111H23ZM57 112H55V113H57ZM61 112V111H60ZM60 112H59V114H60ZM77 112V111H76ZM79 112V111H78ZM136 112V111H135ZM156 112V111H155ZM192 112V111H191ZM200 112V111H199ZM222 112V111H221ZM221 112H219V113H221ZM240 112V111H239ZM250 112H247V113H250ZM255 112H257V114H255ZM1 113V112H0ZM18 113V112H17ZM21 113V112H20ZM30 113H32V112H30ZM42 113H44V112H42ZM46 113V112H45ZM96 113V112H95ZM102 113V112H101ZM137 113V112H136ZM187 113V112H186ZM214 113V112H213ZM246 113V112H245ZM244 113V114H245ZM5 114V113H4ZM14 114V113H13ZM38 114V113H37ZM111 114V113H110ZM147 114H148V112H147ZM185 114V113H184ZM239 114V113H238ZM251 114H249V115H251ZM7 115V114H6ZM45 115V114H44ZM49 115V114H48ZM56 115V114H55ZM79 115V114H78ZM102 115H104V114H102ZM135 115H139V113L138 114H135ZM151 115V114H150ZM188 115V114H187ZM226 115V114H225ZM234 115V114H233ZM25 116H27V115H25ZM54 116V115H53ZM72 116V115H71ZM105 116V115H104ZM126 116V115H125ZM146 116V115H145ZM159 116V115H158ZM196 116V115H195ZM194 116V117H195ZM199 116V115H198ZM41 117V116H40ZM43 117V116H42ZM41 117V118H42ZM80 117V116H79ZM79 117H77V119L79 118ZM102 117V116H101ZM160 117V116H159ZM180 117V116H179ZM178 117V118H179ZM226 117V116H225ZM15 118V117H14ZM23 118V117H22ZM71 118V117H70ZM84 118V117H83ZM143 118V117H142ZM171 118V117H170ZM173 118V117H172ZM183 118V117H182ZM189 118H191V117H189ZM235 118V117H234ZM9 119V118H8ZM33 119V118H32ZM49 119V118H48ZM111 119V118H110ZM150 119H152V118H150ZM39 120V119H38ZM52 120V119H51ZM71 120V119H70ZM74 120V119H73ZM126 120V119H125ZM156 120H157V118H156ZM196 120V119H195ZM235 120V119H234ZM240 120V119H239ZM49 121V120H48ZM64 121V120H63ZM106 121V120H105ZM111 121V120H110ZM114 121H115V119H114ZM150 121V120H149ZM201 121V120H200ZM207 121V120H206ZM211 121V120H210ZM70 122V121H69ZM78 122V121H77ZM79 122H81V121H79ZM92 122V121H91ZM188 122V121H187ZM241 122V121H240ZM4 123H6V122H4ZM10 123V122H9ZM54 123V122H53ZM97 123V122H96ZM149 123V122H148ZM215 123V122H214ZM233 123H235V122H233ZM44 124H45V122H44ZM48 124V123H47ZM91 124V123H90ZM107 124H109V123H107ZM146 124V123H145ZM154 124V123H153ZM16 125V124H15ZM52 125V124H51ZM66 125V124H65ZM72 125V124H71ZM137 125V124H136ZM165 125V124H164ZM185 125H187V124H185ZM188 125H189V123H188ZM198 125V124H197ZM196 125V126H197ZM229 125V124H228ZM233 125V124H232ZM231 125V126H232ZM237 125V124H236ZM3 126V125H2ZM55 126V125H54ZM73 126H74V124H73ZM72 126V127H73ZM87 126V125H86ZM108 126V125H107ZM117 126V125H116ZM152 126V125H151ZM191 126V125H190ZM204 126V125H203ZM205 126H207V125H205ZM217 126H219V125H217ZM216 126V127H217ZM221 126V125H220ZM227 126V125H226ZM238 126V125H237ZM256 126V127H257ZM19 127V126H18ZM38 127V126H37ZM53 127V126H52ZM77 127H79V126H77ZM110 127V126H109ZM108 127V128H109ZM123 127V126H122ZM137 127V126H136ZM180 127V126H179ZM208 127V126H207ZM222 127V126H221ZM228 127V126H227ZM240 127V126H239ZM241 127L239 128V129H241ZM12 128V127H11ZM15 128V127H14ZM13 128V129H14ZM27 128V127H26ZM43 128V127H42ZM46 128V127H45ZM86 128V127H85ZM90 128V127H89ZM116 128V127H115ZM219 128V127H218ZM225 130H226V128L225 127H223ZM223 128H221L220 130L221 131H223ZM249 128V127H248ZM60 129V128H59ZM76 129H78V128H76ZM113 129V128H112ZM194 129V128H193ZM197 129V128H196ZM212 129V128H211ZM237 129V128H236ZM238 129V130H239ZM255 129V128H254ZM62 130V129H61ZM67 131H68V129H66ZM94 130V129H93ZM111 130V129H110ZM130 130V129H129ZM169 130V129H168ZM186 130V129H185ZM207 130V129H206ZM205 130V131H206ZM232 130H234V129H232ZM245 130V129H244ZM53 131V130H52ZM83 131V130H82ZM220 131V132H221ZM229 131V130H228ZM231 131V130H230ZM242 131V130H241ZM241 131H240V133H241ZM258 131H259V129H258ZM20 132H23V130L22 131H20ZM77 132V131H76ZM99 132V131H98ZM111 132V131H110ZM144 132V131H143ZM171 132H173V131H171ZM185 132V131H184ZM189 132V131H188ZM187 132V133H188ZM209 132H211V131H209ZM213 132H216V131H213ZM234 132V131H233ZM242 132H244V131H242ZM254 132H256V131H254ZM259 132V133H260ZM33 133V132H32ZM130 133V132H129ZM128 133V135H130ZM151 133V132H150ZM201 133V132H200ZM205 133V132H204ZM212 133V132H211ZM210 133V134H211ZM229 133H231V132H229ZM14 134V133H13ZM18 134V133H17ZM42 134H44V132L42 133ZM60 134V133H59ZM58 134V135H59ZM65 134H67V133H65ZM82 134V133H81ZM89 134V133H88ZM88 134H86V135H88ZM93 134V133H92ZM98 134H100V133H98ZM188 134H190V133H188ZM192 134H195V133H192ZM218 134V133H217ZM220 134V133H219ZM235 134V133H234ZM245 134V133H244ZM28 134H26V136H27ZM107 135V134H106ZM127 135V136H128ZM152 135V134H151ZM222 135V134H221ZM220 135V136H221ZM251 135V134H250ZM6 136V135H5ZM90 136V135H89ZM114 136V135H113ZM140 136H141V134H140ZM167 136V135H166ZM191 136H193V135H191ZM202 136V135H201ZM207 136H209L208 134H207ZM220 136L218 137V138H220ZM225 136H226V132H225ZM233 136V135H232ZM236 136V135H235ZM23 137V136H22ZM38 137V136H37ZM52 137V136H51ZM62 137V136H61ZM105 137H107V136H105ZM131 137V136H130ZM155 138H156V136H154ZM211 136H209L208 138H210ZM217 137V136H216ZM224 137V136H223ZM236 137H238V136H236ZM30 138V137H29ZM59 138V137H58ZM122 138V137H121ZM127 138V137H126ZM165 138V137H164ZM185 138V137H184ZM192 139H193V137H191ZM197 138V137H196ZM195 138V139H196ZM204 138H206V137H204ZM222 138V137H221ZM227 138V137H226ZM239 138V137H238ZM249 138V137H248ZM256 138V137H255ZM9 139V138H8ZM77 139V138H76ZM86 139V138H85ZM207 139V138H206ZM232 139V138H231ZM241 139V138H240ZM1 140V139H0ZM20 140V139H19ZM30 140V139H29ZM38 140H39V138H38ZM111 140V139H110ZM129 140V139H128ZM166 140V139H165ZM205 141V139H202V141ZM211 140H213V139H211ZM247 140H249V139H247ZM250 140H252V139H250ZM262 140V139H261ZM59 141V140H58ZM95 141H97V140H95ZM106 141H108L107 139H106ZM113 141H114V139H113ZM176 141V140H175ZM203 141V142H204ZM208 141V140H207ZM210 141V140H209ZM252 141H254V140H252ZM19 142V141H18ZM25 142V141H24ZM35 142V141H34ZM43 142H45V141H43ZM42 142V143H43ZM49 142V141H48ZM69 142V141H68ZM117 142V141H116ZM169 142V141H168ZM167 142V143H168ZM171 142V141H170ZM173 142V141H172ZM184 142V141H183ZM182 142V143H183ZM196 142V141H195ZM247 142V141H246ZM260 142V141H259ZM23 143V142H22ZM36 143V142H35ZM47 143V142H46ZM55 143V142H54ZM82 144H81V146L83 145V142H81ZM119 143V142H118ZM132 143V142H131ZM140 143V142H139ZM158 143V142H157ZM208 143V142H207ZM229 143V142H228ZM253 143V142H252ZM33 144V143H32ZM85 144V143H84ZM103 144V143H102ZM133 144V143H132ZM134 144H137V143H134ZM172 144H174V143H172ZM148 145V144H147ZM146 145V146H147ZM153 145V144H152ZM157 145H159V144H157ZM199 145V144H198ZM240 146H243L241 143L239 144ZM251 145V144H250ZM255 145V144H254ZM12 146V145H11ZM31 146V145H30ZM67 146H68V144H67ZM72 146V145H71ZM77 146V145H76ZM100 146V145H99ZM123 146V145H122ZM181 146V145H180ZM249 146V145H248ZM262 146V145H261ZM44 147V146H43ZM65 147V146H64ZM135 147V145L133 146V148ZM190 147V146H189ZM209 147V146H208ZM257 147H259V146H257ZM256 147V148H257ZM263 147V146H262ZM72 148V147H71ZM71 148H69V149H71ZM75 148V147H74ZM137 148V147H136ZM149 148H151V147H149ZM187 148V147H186ZM65 149V148H64ZM97 149V148H96ZM111 149V148H110ZM151 149H153V147L151 148ZM160 149V148H159ZM190 149V148H189ZM216 149V148H215ZM264 149V148H263ZM90 150V149H89ZM98 150H100V149H98ZM113 150V149H112ZM126 150H128V149H126ZM195 150V149H194ZM203 150V149H202ZM49 151V150H48ZM71 151V150H70ZM80 151V150H79ZM114 151V150H113ZM113 151H110V152H113ZM140 151V150H139ZM164 151V150H163ZM177 151H179V150H177ZM188 151V150H187ZM199 151H201V150H199ZM211 151H212V148H211ZM258 152H259V150H257ZM42 152V151H41ZM46 152V151H45ZM55 152V151H54ZM89 152V151H88ZM106 152V151H105ZM104 152V153H105ZM109 152V151H108ZM116 152V151H115ZM118 152V151H117ZM146 152H150V151H146ZM262 152V151H261ZM62 153V152H61ZM64 153V152H63ZM62 153V154H63ZM101 153V152H100ZM161 153H164V152H161ZM169 153V152H168ZM180 153V152H179ZM246 153V152H245ZM60 154V153H59ZM58 154V155H59ZM79 154V153H78ZM157 154V153H156ZM188 154V153H187ZM217 154V153H216ZM228 154V153H227ZM243 154V153H242ZM262 154V153H261ZM6 155H8V154H6ZM72 155V154H71ZM103 155V154H102ZM106 155H108V154H106ZM115 155V154H114ZM128 155V154H127ZM145 155V154H144ZM150 155V154H149ZM155 155V154H154ZM161 155V154H160ZM165 155V154H164ZM175 155V154H174ZM180 155V154H179ZM240 155V154H239ZM244 155V154H243ZM256 155H257V153H256ZM40 156V155H39ZM44 156V155H43ZM98 156V155H97ZM118 156V155H117ZM193 156H194V153H193ZM219 156V155H218ZM226 156V155H225ZM250 156H252V155H250ZM255 156V155H254ZM74 157V156H73ZM92 158H93V156H91ZM99 157V156H98ZM114 157V156H113ZM119 157V156H118ZM133 157V156H132ZM162 157H164V156H162ZM173 157V156H172ZM28 158V157H27ZM125 158V157H124ZM160 158V157H159ZM167 158V157H166ZM176 158V157H175ZM195 158V157H194ZM198 158V157H197ZM251 158V157H250ZM253 158V157H252ZM1 159V158H0ZM42 159V158H41ZM56 159V158H55ZM63 159V158H62ZM79 159V158H78ZM101 159V158H100ZM121 159V158H120ZM182 159V158H181ZM202 159V158H201ZM8 160V159H7ZM75 160V159H74ZM149 160V159H148ZM151 160V159H150ZM149 160V161H150ZM163 160V159H162ZM223 160V159H222ZM236 160V159H235ZM108 161V160H107ZM112 161V160H111ZM125 161V160H124ZM133 161V160H132ZM173 161V160H172ZM227 161V160H226ZM1 162V161H0ZM62 162H64V161H62ZM77 162V161H76ZM86 162V161H85ZM88 162V161H87ZM92 162V161H91ZM113 162H115V161H113ZM171 162V161H170ZM178 162H180V161H178ZM202 162H204V161H202ZM221 162V161H220ZM42 163V162H41ZM124 163V162H123ZM130 163V162H129ZM138 163V162H137ZM147 163V162H146ZM154 163V162H153ZM163 163H165V162H163ZM169 163V162H168ZM230 163V162H229ZM113 164V163H112ZM125 164V163H124ZM182 164H184L183 162H182ZM197 164V163H196ZM207 164V163H206ZM9 165V164H8ZM7 165V166H8ZM38 165V164H37ZM41 165V164H40ZM43 165V164H42ZM67 165V164H66ZM86 165V164H85ZM152 165V164H151ZM165 165V164H164ZM200 165V164H199ZM67 166H69V165H67ZM66 166V167H67ZM104 165H102V167H103ZM114 166H115V164H114ZM178 166V165H177ZM186 166V165H185ZM218 166V165H217ZM5 167V166H4ZM93 167V166H92ZM118 167H120L119 165H118ZM151 168L153 167V166H150ZM182 167H183V165H182ZM230 167V166H229ZM7 168V167H6ZM5 168V169H6ZM13 168V167H12ZM106 168V167H105ZM105 168H103V169H105ZM111 168V167H110ZM114 168V167H113ZM112 168V169H113ZM144 168V167H143ZM158 168V167H157ZM205 168H207V167H205ZM209 168V167H208ZM215 168H216V166H215ZM215 168H213V169H215ZM258 168V167H257ZM263 168V167H262ZM76 169V168H75ZM120 169V168H119ZM125 169V168H124ZM166 169V168H165ZM168 169V168H167ZM199 169V168H198ZM203 169V168H202ZM234 169V168H233ZM82 170V169H81ZM86 170V169H85ZM95 170V169H94ZM93 170V171H94ZM99 170H100V168H99ZM116 170V169H115ZM173 170V169H172ZM183 170V169H182ZM221 170V169H220ZM241 170V169H240ZM9 171H10V169H9ZM137 171V170H136ZM142 171V170H141ZM144 171V170H143ZM165 171V170H164ZM187 171V170H186ZM197 171V170H196ZM213 171V170H212ZM1 172V171H0ZM20 172V171H19ZM66 172H68V171H66ZM115 172V171H114ZM170 172H171V170H170ZM173 172V171H172ZM189 172V171H188ZM236 172V171H235ZM59 173V172H58ZM107 173V172H106ZM136 173V172H135ZM165 173H167L166 171H165ZM182 173V172H181ZM223 173V172H222ZM12 174V173H11ZM15 174V173H14ZM17 174H19V173H17ZM117 174V173H116ZM123 174V173H122ZM157 174H159L158 172H157ZM233 174H237V172L236 173H233ZM8 175H10V174H8ZM74 175V174H73ZM78 175H80V174H78ZM91 175V174H90ZM96 175V174H95ZM94 175V176H95ZM134 175V174H133ZM16 176V175H15ZM53 176V175H52ZM127 176V175H126ZM159 176V175H158ZM184 176V175H183ZM231 176V175H230ZM243 176H245V175H243ZM7 177V176H6ZM19 177V176H18ZM100 177V176H99ZM151 177H154V176H151ZM160 177V176H159ZM163 177V176H162ZM238 177V176H237ZM50 178V177H49ZM48 178V179H49ZM62 178V177H61ZM105 178V177H104ZM122 177H120L119 179H121ZM242 178V177H241ZM248 178V177H247ZM10 179V178H9ZM13 179V178H12ZM53 179V178H52ZM99 179H101V178H99ZM103 179V178H102ZM101 179V180H102ZM112 179V178H111ZM118 179V180H119ZM158 179V178H157ZM178 179V178H177ZM181 179V178H180ZM220 179V178H219ZM231 179V178H230ZM66 180V179H65ZM70 180V179H69ZM90 180V179H89ZM217 180V179H216ZM245 180H246V178H245ZM251 180V179H250ZM8 181H11V180H8ZM15 181H17V180H15ZM55 181V180H54ZM77 181V180H76ZM87 181V180H86ZM109 182H110V180H108ZM115 181V180H114ZM121 181V180H120ZM124 181H126V180H124ZM179 181V180H178ZM45 182H47V180H45ZM59 182V181H58ZM67 182V181H66ZM89 182V181H88ZM118 182V181H117ZM123 182V181H122ZM127 182H129V181H127ZM183 182V181H182ZM192 182V181H191ZM6 183V182H5ZM25 183V182H24ZM44 183V182H43ZM70 183H72V182H70ZM102 183V182H101ZM106 183H108V182H106ZM159 183V182H158ZM2 184V183H1ZM29 184V183H28ZM32 184V183H31ZM53 184V183H52ZM110 184V183H109ZM112 184V183H111ZM173 184V183H172ZM222 184H223V182H222ZM238 184V183H237ZM24 185V184H23ZM60 185V184H59ZM64 185V184H63ZM123 185V184H122ZM136 185V184H135ZM194 185V184H193ZM29 186V185H28ZM120 186V185H119ZM160 186V185H159ZM176 186V185H175ZM244 186V185H243ZM3 187V186H2ZM94 187H96V186H94ZM105 187V186H104ZM129 187H131V186H129ZM142 187V186H141ZM147 187V186H146ZM161 187V186H160ZM183 187V186H182ZM181 187V188H182ZM72 188V187H71ZM113 188V187H112ZM184 188H185V186H184ZM187 188V187H186ZM223 188V187H222ZM48 189V188H47ZM51 189V188H50ZM55 189V188H54ZM94 189V188H93ZM98 189V188H97ZM129 189V188H128ZM146 189V188H145ZM193 189V188H192ZM224 189V188H223ZM241 189H242V187H241ZM21 190V189H20ZM32 190V189H31ZM58 190V189H57ZM72 190V189H71ZM12 191V190H11ZM22 191V190H21ZM28 191V190H27ZM33 191V190H32ZM47 191V190H46ZM68 191V190H67ZM94 191V190H93ZM101 191V190H100ZM118 191V190H117ZM145 191V190H144ZM153 191V190H152ZM180 191V190H179ZM31 192V191H30ZM43 192H45V191H43ZM57 192V191H56ZM122 192V191H121ZM141 192V191H140ZM150 192V191H149ZM158 192V191H157ZM157 192H156V194H157ZM193 192V191H192ZM13 193H15V192H13ZM63 193V192H62ZM102 193V192H101ZM106 193V192H105ZM104 193V194H105ZM124 193V192H123ZM135 193V192H134ZM142 193V192H141ZM160 193V192H159ZM158 193V194H159ZM183 193V192H182ZM9 194V193H8ZM29 194V193H28ZM44 194V193H43ZM47 194V193H46ZM122 194V193H121ZM126 194H127V192H126ZM151 194V193H150ZM157 194V195H158ZM99 195H101V194H99ZM107 195V194H106ZM184 195V194H183ZM191 195V194H190ZM193 195V194H192ZM23 196V195H22ZM57 195H55V197H56ZM60 196V195H59ZM84 196V195H83ZM98 196V195H97ZM167 196V195H166ZM173 196V195H172ZM179 196V195H178ZM63 197H64V195H63ZM103 197V196H102ZM105 197V196H104ZM180 197V196H179ZM21 198V197H20ZM84 198V197H83ZM99 198V197H98ZM128 198V197H127ZM151 198H153V197H151ZM168 198V197H167ZM172 198V197H171ZM184 198V197H183ZM2 199V198H1ZM11 199V198H10ZM58 199V198H57ZM176 199V198H175ZM209 199V198H208ZM211 199H212V197H211ZM5 200V199H4ZM84 200H85V198H84ZM102 200H103V198H102ZM118 200V199H117ZM121 200H123V199H121ZM200 200V199H199ZM47 201V200H46ZM97 201V200H96ZM127 201V200H126ZM143 201V200H142ZM172 201V200H171ZM185 201V200H184ZM12 202V201H11ZM14 202V201H13ZM34 202H36V201H34ZM139 202V201H138ZM145 202V201H144ZM216 202H217V200H216ZM2 203V202H1ZM28 203V202H27ZM45 203V202H44ZM96 203V202H95ZM208 203H210V205H211V202H208ZM213 203V202H212ZM21 204V203H20ZM31 204V203H30ZM68 204V203H67ZM117 204V203H116ZM135 204V203H134ZM143 204V203H142ZM169 204V203H168ZM175 204V203H174ZM207 204V203H206ZM4 205V204H3ZM25 205V204H24ZM38 205V204H37ZM62 205V204H61ZM66 205V204H65ZM90 205V204H89ZM141 205V204H140ZM25 206H27V205H25ZM71 206V205H70ZM153 206V205H152ZM1 207V206H0ZM13 207V206H12ZM48 207V206H47ZM62 207V206H61ZM76 207V206H75ZM93 207V206H92ZM147 207V206H146ZM9 208V207H8ZM15 208V207H14ZM13 208V209H14ZM143 208H144V206H143ZM153 208V207H152ZM12 209V208H11ZM39 209V208H38ZM69 209V208H68ZM126 209V208H125ZM133 209H134V207H133ZM1 210V209H0ZM29 210V209H28ZM76 210H80V209H76ZM89 210V209H88ZM117 210V209H116ZM127 210V209H126ZM141 210V209H140ZM7 211V210H6ZM93 211V210H92ZM14 212V211H13ZM35 212H38V211H35ZM56 212V211H55ZM84 212V211H83ZM107 212V211H106ZM121 212V211H120ZM143 212V211H142ZM29 213V212H28ZM32 213H34V212H32ZM70 213H72V212H70ZM129 213V212H128ZM231 213V212H230ZM30 214V213H29ZM59 214V213H58ZM81 214V213H80ZM107 214V213H106ZM106 214H104L105 215V217H106ZM8 215H10V214H8ZM101 215V214H100ZM119 215V214H118ZM6 216H7V214H6ZM38 216V215H37ZM75 216V215H74ZM79 216H81V215H79ZM12 217V216H11ZM1 218V217H0ZM2 219V218H1ZM15 219V218H14ZM13 219V220H14ZM90 219V218H89ZM104 219V218H103ZM102 219V220H103ZM2 220H4V219H2ZM1 221V220H0ZM79 221V220H78ZM7 222V221H6ZM1 223H3V222H1ZM13 223V222H12ZM28 223V222H27ZM4 224V223H3ZM10 224V222H8V225ZM25 224V223H24ZM48 224V223H47ZM83 224V223H82ZM12 225V224H11ZM86 225H87V223H86ZM52 226V225H51ZM57 226V225H56ZM62 226V225H61ZM8 227V226H7ZM6 227V228H7ZM91 227H93V226H91ZM2 228V227H1ZM90 228V227H89ZM94 228V227H93ZM7 230V229H6ZM19 230V229H18ZM26 230V229H25ZM50 230H51V228H50ZM114 230V229H113ZM121 230V229H120ZM8 231V230H7ZM102 231V230H101ZM110 231V230H109ZM28 232V231H27ZM46 232V231H45ZM125 232V231H124ZM1 233V232H0ZM4 233V232H3ZM19 233V232H18ZM39 233V232H38ZM119 233V232H118ZM133 233V232H132ZM114 234V233H113ZM12 235V234H11ZM69 236H70V234H68ZM12 236H14V235H12ZM81 236V235H80ZM111 236V235H110ZM14 237H16V236H14ZM71 237V236H70ZM78 238V237H77ZM105 238V237H104ZM27 239V238H26ZM103 239V238H102ZM117 239V238H116ZM63 241H65V240H63ZM110 241H112V240H110ZM12 242V241H11ZM50 242V241H49ZM71 242V241H70ZM108 242V241H107ZM85 243V242H84ZM77 244H78V242H77ZM106 244V243H105ZM50 245V244H49ZM62 245V244H61ZM83 246V245H82ZM81 249V248H80ZM83 249V248H82ZM77 250V249H76ZM99 250V249H98ZM97 250V251H98ZM132 250V249H131ZM127 251V250H126ZM82 252V251H81ZM105 252V251H104ZM16 253V252H15ZM75 253V252H74ZM132 253V252H131ZM21 254V253H20ZM85 254V253H84ZM96 254V253H95ZM2 255V254H1ZM15 255V254H14ZM102 255V254H101ZM122 255V254H121ZM92 257V256H91ZM128 257H130V256H128ZM16 258V257H15ZM102 258H103V256H102ZM8 259V258H7ZM115 259V258H114ZM114 259H111V260H114ZM127 259V258H126ZM28 260V259H27ZM100 260V259H99ZM25 261V260H24ZM94 261V260H93ZM97 262V261H96ZM111 262V261H110ZM16 263V262H15ZM102 264V263H101Z\"/></svg>",
	"mask_w": 264,
	"mask_h": 264
}]
</instances>
